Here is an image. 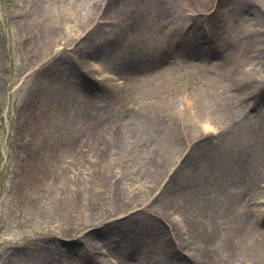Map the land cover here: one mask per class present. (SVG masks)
Wrapping results in <instances>:
<instances>
[{
  "label": "rangeland",
  "instance_id": "rangeland-1",
  "mask_svg": "<svg viewBox=\"0 0 264 264\" xmlns=\"http://www.w3.org/2000/svg\"><path fill=\"white\" fill-rule=\"evenodd\" d=\"M73 1L0 0V264H9L20 252L38 260L45 256L60 260L63 251L69 253L73 250L77 251L74 253L77 258L70 259L72 263L60 260L58 264H91L88 263L90 258L80 249L82 234L49 233L53 231H48L49 224L58 222L56 210L64 206L84 210L92 208L90 202L109 206L111 201L119 202L123 193L126 198L125 184L135 185L133 180L140 178L130 165L140 161L138 156L142 158L143 151L136 148L127 153L129 140L125 137L130 139L129 133L122 129L126 127L120 126L138 112L152 109L148 108V95L138 89L129 90V81L138 86L140 76L148 77L149 81L157 78L155 74L163 69L156 59L149 66H141L138 52L131 56L125 49L137 36V29L139 38H144L152 34L153 27L145 17H138V6L132 8L137 23L135 18H130L123 25L117 24L116 14L129 0H117L107 9L101 6L94 16H88L84 8L87 0ZM103 1L111 3V0ZM157 1L167 7V0ZM190 1L193 8H206L200 0ZM229 1L233 3V0H227L223 12L229 11ZM176 6L179 8L176 4L173 8ZM47 7L56 13L70 14L66 19L45 16L43 9ZM152 7L158 9L154 3ZM146 10L143 14L149 16V9ZM213 10L207 11L209 16ZM216 16L209 17L210 21L207 16L201 17L206 37L196 59L188 51L169 50L171 48L166 46L163 55L182 74L173 92L177 102L201 92L215 68L229 70L228 65L223 66L218 61L222 54L214 56L213 52L217 50L209 44V38L213 36L209 35L210 30L217 33L216 42L229 31L230 26ZM166 19L162 17L159 21ZM257 29L255 35H246L252 51L260 48L257 40L261 35L257 34ZM235 35L236 32H231L232 44H237L238 50L246 54L244 50L248 51L249 45H244L245 42ZM220 50L228 54L230 48L226 45ZM210 52L212 55L208 54ZM211 63L213 68L204 72V65ZM129 73L131 77L127 80L125 75ZM249 111L252 114L264 111V87ZM85 117L89 124L81 122ZM117 128L121 130L115 134ZM71 131L79 133L73 136ZM119 155L130 157H125L123 165H114L112 171L104 170L103 163ZM116 179L122 180L117 191L113 185H116ZM71 187L79 192L74 194ZM162 188L152 197L157 196ZM165 200L162 202L167 203ZM261 200L264 201V197ZM148 209L155 210L152 206ZM112 219L105 225L87 230H93V237L98 241L117 238L118 231H105L114 221ZM259 223L264 227V213ZM213 224L219 225L217 222ZM240 235L241 231L235 233V236ZM219 240H206V244ZM170 243L175 247V241ZM117 244L125 248L129 246L125 239ZM130 244L135 249L133 257L135 260L139 258L138 264H146L142 256L147 253V256H155L152 264L180 263L178 257L187 256L183 249L175 256L165 255L153 245L150 252L145 249L143 254H138V244L137 248ZM95 258L98 263L102 259L114 262V258L103 254Z\"/></svg>",
  "mask_w": 264,
  "mask_h": 264
},
{
  "label": "bare ground",
  "instance_id": "bare-ground-1",
  "mask_svg": "<svg viewBox=\"0 0 264 264\" xmlns=\"http://www.w3.org/2000/svg\"><path fill=\"white\" fill-rule=\"evenodd\" d=\"M200 1L205 9L193 8L190 0L188 3L167 0V7L157 0H129L116 14L119 25L130 18H135L137 23L132 8L138 6V17H145L153 32L139 38L137 29V36L125 52L132 56L137 51L141 66H149L156 59L163 71L157 72V78L149 81L148 77L140 76L138 86L129 81V90L138 89L148 95V108L152 110L138 112L120 126L126 127L122 129L129 133L130 139L125 137L129 140L127 153L138 148L144 154L142 158L138 156V163L130 165L140 178L133 180L135 185L125 184L126 198L123 193L119 202L111 201L109 206L90 202L92 208L84 210L64 206L55 212L57 224H49L48 231L53 230L49 233L82 234L80 249L90 258L88 263L138 264L139 258L133 257L135 249L131 242L135 247L138 244V254H143L145 249L150 252L152 245L165 255L175 256L178 250L179 253L185 250L187 256L178 257L180 263L174 264H264V227L259 223L264 213V201L261 200L264 197V111L257 114L249 111L264 87V38H261L264 37V0H233L232 4L229 1V13L222 9L228 5L227 0ZM116 3L117 0H111V3L87 0L84 8L88 16H94L101 6L107 9ZM153 3L158 9L152 7ZM174 4L179 8H173ZM46 9L51 12L47 13ZM146 9H149V16L143 14ZM211 9H214L213 14L209 16L207 11ZM43 13L64 19L70 14L56 13L51 7L43 9ZM215 15L230 27L227 35L221 36L218 42L215 40L217 33L210 30L209 35L213 36L209 38V44L217 50L213 52L214 56L222 54L218 61L223 66L228 65L229 70L215 68L201 92L177 102L173 92L182 74L169 64L163 53L167 48L184 50L196 59L206 37L201 17ZM162 17L167 19L159 21ZM209 17H205L207 21L211 20ZM256 28H259L257 34L261 35L257 40L260 48L252 51L246 35H255ZM231 32H236L235 36L244 41V45H249L246 49L249 50H244L246 54L238 50L237 44H232ZM226 45L230 48L229 55L220 50ZM208 54L212 55V52ZM204 66V72L213 68L212 63ZM125 76L129 80L131 73ZM81 122L89 124L87 117ZM120 130L115 129V134ZM70 133L75 136L79 132ZM125 157L130 156H115L110 162L103 163L104 170L112 171L114 165H123ZM118 169L121 171L120 167ZM33 178L40 181L37 176ZM115 181L116 185H113L117 191L122 180ZM161 188L162 191L152 197ZM71 189L74 194L79 192ZM163 199L167 203L162 202ZM151 206L155 210L148 209ZM114 216L117 217L112 219ZM111 219L114 221L105 231H118V237L95 240L93 230L87 229L105 225ZM214 222L219 225L214 226ZM238 231H241L239 237L235 236ZM123 239L128 248L117 244ZM217 239L220 240L206 244V240ZM171 240L175 241V247ZM62 253L60 260L65 262L72 263L70 259L77 258L76 250ZM99 254L114 258V262L102 259L98 263L95 256ZM148 254H143L142 258L146 264L154 263L155 256ZM60 260L51 256L38 260L20 252L9 264H58ZM163 264L169 263L164 261Z\"/></svg>",
  "mask_w": 264,
  "mask_h": 264
}]
</instances>
